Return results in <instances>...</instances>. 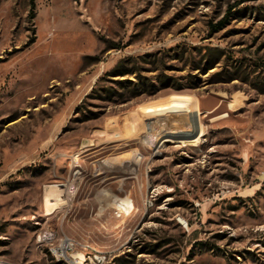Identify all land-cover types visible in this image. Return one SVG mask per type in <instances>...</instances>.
Here are the masks:
<instances>
[{
	"label": "rangeland",
	"instance_id": "1",
	"mask_svg": "<svg viewBox=\"0 0 264 264\" xmlns=\"http://www.w3.org/2000/svg\"><path fill=\"white\" fill-rule=\"evenodd\" d=\"M65 238L80 264H264V0H0V264H74Z\"/></svg>",
	"mask_w": 264,
	"mask_h": 264
},
{
	"label": "bare ground",
	"instance_id": "2",
	"mask_svg": "<svg viewBox=\"0 0 264 264\" xmlns=\"http://www.w3.org/2000/svg\"><path fill=\"white\" fill-rule=\"evenodd\" d=\"M68 192H69V185L68 184H65V183L51 184L46 189V192H45V197H44V202H43V207H44L45 213L52 212L55 208L59 207L60 204L63 203V200H65L66 194ZM54 256L58 260L68 258V260H70L74 264H80L81 263V261L79 259H77V257H74L72 255H71V257H70V255H68V256H65L64 258H62L57 253H54ZM98 258H100V257H98Z\"/></svg>",
	"mask_w": 264,
	"mask_h": 264
},
{
	"label": "trees",
	"instance_id": "3",
	"mask_svg": "<svg viewBox=\"0 0 264 264\" xmlns=\"http://www.w3.org/2000/svg\"><path fill=\"white\" fill-rule=\"evenodd\" d=\"M34 9H35V0H31V12H33ZM224 22H225L224 20H221L214 27L222 26L224 24ZM113 73L115 74V76H118V75H122L123 76V75H126V74L130 73V72H122L120 70H119V72H117V69H114ZM168 83L169 82L163 81L161 83V85H163V86H171V87H173L174 89H177V90L185 88V86H184L185 84L182 83V82H172V84H168ZM148 89H149L148 92H143L142 88H140V86L137 84V86L135 88V94H134L133 97H138V96L142 95L143 93H146L149 96H155L160 91L161 86L152 82L150 88H148ZM47 253H48V255H50L49 252H47Z\"/></svg>",
	"mask_w": 264,
	"mask_h": 264
},
{
	"label": "built area",
	"instance_id": "4",
	"mask_svg": "<svg viewBox=\"0 0 264 264\" xmlns=\"http://www.w3.org/2000/svg\"><path fill=\"white\" fill-rule=\"evenodd\" d=\"M152 204L153 202L151 200H148L146 202L147 207L151 206ZM73 247H74V243L72 242V240L70 238H65L63 242L59 244V246L56 249L57 251H55V253H57L59 256L64 258L65 256L69 255V252L73 249Z\"/></svg>",
	"mask_w": 264,
	"mask_h": 264
}]
</instances>
